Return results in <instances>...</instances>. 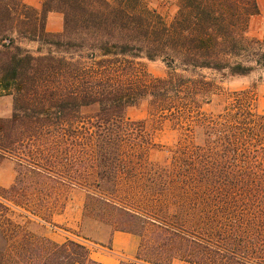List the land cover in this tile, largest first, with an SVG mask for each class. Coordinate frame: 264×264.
Wrapping results in <instances>:
<instances>
[{"label":"trees","instance_id":"trees-1","mask_svg":"<svg viewBox=\"0 0 264 264\" xmlns=\"http://www.w3.org/2000/svg\"><path fill=\"white\" fill-rule=\"evenodd\" d=\"M0 0V264H102L76 240L33 228L50 224L69 189L101 206L97 219L139 237L120 264H264V114L254 91L232 92L207 113L215 78L264 66V40L250 36L257 0H178L169 20L148 0ZM50 13L62 33L47 31ZM23 41L42 48L33 54ZM160 60L166 75L138 60ZM147 101L156 122L179 132L155 143L128 108ZM164 154L159 161L154 152Z\"/></svg>","mask_w":264,"mask_h":264},{"label":"rangeland","instance_id":"rangeland-1","mask_svg":"<svg viewBox=\"0 0 264 264\" xmlns=\"http://www.w3.org/2000/svg\"><path fill=\"white\" fill-rule=\"evenodd\" d=\"M177 1L178 0H148L151 7L156 8L169 20L173 18L177 11ZM48 23H50V26H48ZM63 25L64 18L63 15L59 13L51 14L50 19L47 18L46 28L49 33H62ZM21 44L35 55L38 54L40 48H42L43 53L47 52L46 47H40V45L36 43L23 41ZM137 62H139L141 68L147 74L155 78H161L166 75V67L160 60L150 61L141 59ZM211 77L215 78L214 80L219 90L217 91V95L213 98L212 103L204 108L205 112L217 114L222 111L226 98L230 93L241 90H251L257 94L258 109L264 114V66L258 68L248 77L235 78L233 80L225 79L219 75H212ZM13 106V98L11 96L0 97V118H10L14 111ZM126 117L131 121L146 122L147 128L153 135L155 143L160 146L171 147L180 137L179 132L176 131L171 124L156 122L150 115V108L147 101H142L128 108ZM153 158L161 161L164 159V154L156 151L153 154ZM2 166H4V181L7 180L9 171L13 170L17 175L18 166L13 160L4 159L0 164V168ZM0 187L3 188L2 186ZM54 212V216L49 219L51 222L50 224L45 225L43 228L36 224L33 228L44 233L50 239L58 243H64L67 240L79 241L87 245L91 253L97 250L104 251L101 247L109 248V245L106 243L111 233H113V226L97 220L103 215V211L99 204L90 202L86 191L81 189L63 191L60 203H54ZM130 260H135V257ZM175 264H179L178 261Z\"/></svg>","mask_w":264,"mask_h":264},{"label":"crops","instance_id":"crops-1","mask_svg":"<svg viewBox=\"0 0 264 264\" xmlns=\"http://www.w3.org/2000/svg\"><path fill=\"white\" fill-rule=\"evenodd\" d=\"M24 2L27 5L32 6L36 9H41L40 0H24ZM257 3L260 13L259 15L251 19L249 34L251 37L255 39L263 40L264 39V0H257ZM50 15L48 19H50ZM48 26H50V23H48ZM3 172H4V166L0 168V186H2L3 188H9L15 182V178H16L15 171L13 170L9 171L6 181L3 180ZM106 244L109 245V248L101 247L102 249H104V251H98V250L95 252L93 251V253H91L92 259L102 264H120L123 260L127 261L136 257V254L139 249L140 239L139 237L129 233L114 232L111 233L108 242ZM178 263L187 264L183 262H178Z\"/></svg>","mask_w":264,"mask_h":264}]
</instances>
